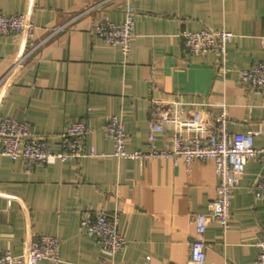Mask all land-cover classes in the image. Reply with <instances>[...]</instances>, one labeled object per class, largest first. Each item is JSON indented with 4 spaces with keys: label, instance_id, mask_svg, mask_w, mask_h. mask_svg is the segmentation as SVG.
<instances>
[{
    "label": "crops",
    "instance_id": "0c3cea01",
    "mask_svg": "<svg viewBox=\"0 0 264 264\" xmlns=\"http://www.w3.org/2000/svg\"><path fill=\"white\" fill-rule=\"evenodd\" d=\"M128 6L135 30L125 56L92 27L99 19L123 21ZM0 11L30 13L39 26L31 38L1 37L0 120L31 122L53 152L69 123L82 120L91 127L86 150L96 152L30 168L0 153V246L21 254L33 234H49L61 239L62 260L38 264H191L194 214L208 211L217 195L215 161L188 168L172 159L116 157L104 121L122 113L127 148L147 150L151 99L162 95L206 113L226 109L230 132H252L263 147L264 102L239 72L264 56V0H0ZM224 27L234 33L225 60L186 51L183 31ZM172 138L167 128L156 145L170 146ZM263 174L259 160L248 161L230 227L208 224L205 264H256L264 199L252 189ZM101 209L120 215L127 243L115 255L80 225L86 210Z\"/></svg>",
    "mask_w": 264,
    "mask_h": 264
},
{
    "label": "built area",
    "instance_id": "2783aa9c",
    "mask_svg": "<svg viewBox=\"0 0 264 264\" xmlns=\"http://www.w3.org/2000/svg\"><path fill=\"white\" fill-rule=\"evenodd\" d=\"M39 26L30 13L17 12L6 14L0 11V40L6 35H21L31 38ZM95 35L107 43L117 46L127 56L132 50V38L135 30V10L128 6L126 18L120 22L99 19L93 25ZM186 51L199 55L217 53L226 59L228 43L234 33L227 28H204L198 31L185 30L181 33ZM19 61L13 67L15 69ZM239 76L252 91L264 102V56L254 66L241 69ZM229 117L225 110L206 113L188 109L186 103L157 95L151 99L148 134L149 148L128 149L129 133L122 113H111L104 121L105 134L114 141L113 155L120 158L147 160L150 158L172 159L183 162L188 168L195 160L213 159L219 176L217 195L208 211L194 214L196 225L192 243L191 264L206 262V231L211 220H217L227 230L230 227L232 199L248 161L257 159L264 168V146L255 144L252 132L231 133ZM170 128L173 138L170 146L159 147L156 141L162 132ZM91 127L82 120L69 123L61 134V150L50 149L46 134L37 133L31 122L12 116H3L0 120V153L12 159L23 158L28 167L36 163H47L57 156L62 161L96 155L95 148L86 150V137ZM256 199H264V174L252 189ZM81 228L94 236L106 253L115 255L121 251L127 238L120 231V215L105 210H86L80 220ZM259 253L256 264H264V236L257 240ZM42 260L60 262L61 239L55 235L33 234L27 249L14 254L10 249L0 246V264H38Z\"/></svg>",
    "mask_w": 264,
    "mask_h": 264
}]
</instances>
